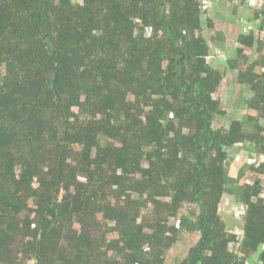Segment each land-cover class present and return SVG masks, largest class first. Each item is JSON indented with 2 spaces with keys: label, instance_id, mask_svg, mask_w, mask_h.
Returning a JSON list of instances; mask_svg holds the SVG:
<instances>
[{
  "label": "trees",
  "instance_id": "1",
  "mask_svg": "<svg viewBox=\"0 0 264 264\" xmlns=\"http://www.w3.org/2000/svg\"><path fill=\"white\" fill-rule=\"evenodd\" d=\"M200 1L0 0V264H264V41L229 61L255 114L218 126Z\"/></svg>",
  "mask_w": 264,
  "mask_h": 264
},
{
  "label": "crops",
  "instance_id": "2",
  "mask_svg": "<svg viewBox=\"0 0 264 264\" xmlns=\"http://www.w3.org/2000/svg\"><path fill=\"white\" fill-rule=\"evenodd\" d=\"M203 18L205 35L211 47L208 60L212 66L225 72L222 85L216 93L226 110L217 119L218 126H221L232 118L242 117L246 111L255 114L246 103L253 92L249 85L239 82L238 70L229 68V61L238 58V49L243 47L241 39L258 34L261 25L257 10L249 6L248 0H213ZM249 49L245 53L251 55L253 50ZM259 160L260 154L252 143H239L230 149L226 161L227 187L221 211L231 227L235 228L239 223L236 213L244 204L241 179L249 176L252 166L258 164Z\"/></svg>",
  "mask_w": 264,
  "mask_h": 264
},
{
  "label": "built area",
  "instance_id": "3",
  "mask_svg": "<svg viewBox=\"0 0 264 264\" xmlns=\"http://www.w3.org/2000/svg\"><path fill=\"white\" fill-rule=\"evenodd\" d=\"M212 1L213 0H201L200 1L201 9L204 12L207 11V9L209 8L210 3H212ZM248 4L253 9L259 10L261 12L260 17L258 18L259 22L261 23V21H262V19L264 17V15H263V12H264V0H248ZM147 33L150 35L152 33L151 29H147ZM257 39L264 41V30L258 32ZM250 52H252V51H250ZM252 54H253V52L251 53V55ZM251 182H253V179L251 177H249V176H246V177L242 178V185H244L246 183H251ZM261 197L264 200V191L261 193ZM242 213H243V211H240V209H239V210H237L236 216L238 218H240ZM231 248H233V249L235 248V243L231 244Z\"/></svg>",
  "mask_w": 264,
  "mask_h": 264
},
{
  "label": "rangeland",
  "instance_id": "4",
  "mask_svg": "<svg viewBox=\"0 0 264 264\" xmlns=\"http://www.w3.org/2000/svg\"><path fill=\"white\" fill-rule=\"evenodd\" d=\"M249 50H251V49H249ZM250 57L252 58V59H254L255 57H258V53L256 52V51H253V54L252 55H250ZM241 117V116H240ZM217 123V122H216ZM243 178V177H242ZM240 184H242V179H241V183ZM236 230L238 231V232H241V227H240V225L239 226H236ZM251 262H253V260L251 261ZM251 264H254V263H251Z\"/></svg>",
  "mask_w": 264,
  "mask_h": 264
}]
</instances>
